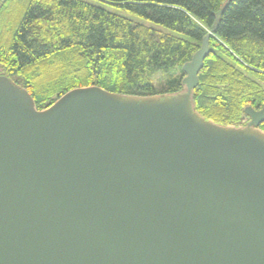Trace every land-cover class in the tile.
Instances as JSON below:
<instances>
[{
	"label": "water",
	"instance_id": "95a60500",
	"mask_svg": "<svg viewBox=\"0 0 264 264\" xmlns=\"http://www.w3.org/2000/svg\"><path fill=\"white\" fill-rule=\"evenodd\" d=\"M210 35L174 94L38 110L0 75V264H264V107L239 127L198 113Z\"/></svg>",
	"mask_w": 264,
	"mask_h": 264
},
{
	"label": "trees",
	"instance_id": "16d2710c",
	"mask_svg": "<svg viewBox=\"0 0 264 264\" xmlns=\"http://www.w3.org/2000/svg\"><path fill=\"white\" fill-rule=\"evenodd\" d=\"M209 34L195 108L216 124L244 126L247 107H264V0H3L0 75L38 110L92 86L174 94Z\"/></svg>",
	"mask_w": 264,
	"mask_h": 264
},
{
	"label": "rangeland",
	"instance_id": "374dc122",
	"mask_svg": "<svg viewBox=\"0 0 264 264\" xmlns=\"http://www.w3.org/2000/svg\"><path fill=\"white\" fill-rule=\"evenodd\" d=\"M3 0H0V2H2Z\"/></svg>",
	"mask_w": 264,
	"mask_h": 264
}]
</instances>
